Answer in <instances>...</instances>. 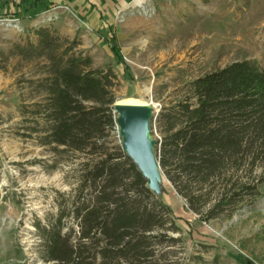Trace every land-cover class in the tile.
<instances>
[{"label":"rangeland","instance_id":"1","mask_svg":"<svg viewBox=\"0 0 264 264\" xmlns=\"http://www.w3.org/2000/svg\"><path fill=\"white\" fill-rule=\"evenodd\" d=\"M35 1L0 0V14L17 15L25 30L6 34L0 45V264H52L43 259L37 224L50 226L72 212L82 164L94 156L42 143L48 127L42 85L50 66L38 55L37 30H51L58 54L77 39L69 55L91 57L93 69L112 68L119 82L115 103L152 105L157 159L171 108L189 96L193 79L243 60L264 69V0ZM114 45L125 64L117 63ZM108 141L122 145L116 125ZM251 159L233 177L230 170L205 186V211L231 178L258 191H240L229 205L232 214L224 209L214 219L191 210L163 173L156 195L181 231H169L177 240L157 246L161 264H264V155ZM63 223L64 232L79 228L73 214Z\"/></svg>","mask_w":264,"mask_h":264},{"label":"trees","instance_id":"2","mask_svg":"<svg viewBox=\"0 0 264 264\" xmlns=\"http://www.w3.org/2000/svg\"><path fill=\"white\" fill-rule=\"evenodd\" d=\"M36 34L38 55L50 66L42 85L48 123L42 143L94 155L82 164L72 212L63 211L50 226L37 224L43 259L52 264H161L157 246L175 242L168 232L181 229L122 145L109 144L117 126L116 73L110 67L93 69L89 56L69 55L80 44L77 39L58 54L49 28ZM111 51L118 64H125L116 45ZM188 94L171 108L158 161L191 210L214 219L229 209L230 216L229 205L239 192L258 194L256 185L229 179L207 211L210 199L204 190L230 170L233 177L251 156L254 162L264 155V69L255 61H237L193 79ZM71 214L79 228L64 232L63 218Z\"/></svg>","mask_w":264,"mask_h":264},{"label":"water","instance_id":"3","mask_svg":"<svg viewBox=\"0 0 264 264\" xmlns=\"http://www.w3.org/2000/svg\"><path fill=\"white\" fill-rule=\"evenodd\" d=\"M114 112L122 136V149L147 179L148 187L158 193L161 188L158 180L163 172L155 154V142L150 135L152 105L118 102L114 104Z\"/></svg>","mask_w":264,"mask_h":264},{"label":"built area","instance_id":"4","mask_svg":"<svg viewBox=\"0 0 264 264\" xmlns=\"http://www.w3.org/2000/svg\"><path fill=\"white\" fill-rule=\"evenodd\" d=\"M24 31L20 17L17 15L6 16L0 14V45L5 39L6 34H21Z\"/></svg>","mask_w":264,"mask_h":264},{"label":"bare ground","instance_id":"5","mask_svg":"<svg viewBox=\"0 0 264 264\" xmlns=\"http://www.w3.org/2000/svg\"><path fill=\"white\" fill-rule=\"evenodd\" d=\"M127 101H129V100H126V102H127ZM129 102H134V101H131V100H130ZM127 103H128V102H127ZM146 103H148V102H146ZM132 104H141V102H137V101H135V103H132ZM143 104H145V103H143ZM147 105H150V104H147ZM160 175H161V179H159L158 182H159V183H162V181H163V174H160Z\"/></svg>","mask_w":264,"mask_h":264},{"label":"crops","instance_id":"6","mask_svg":"<svg viewBox=\"0 0 264 264\" xmlns=\"http://www.w3.org/2000/svg\"><path fill=\"white\" fill-rule=\"evenodd\" d=\"M91 3H92V2H91ZM89 5H91V7H95V6H94L95 4H93V3H92V4H89Z\"/></svg>","mask_w":264,"mask_h":264}]
</instances>
